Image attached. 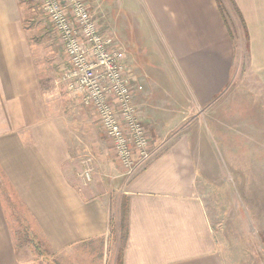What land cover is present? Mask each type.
Masks as SVG:
<instances>
[{
  "label": "crops",
  "instance_id": "0c3cea01",
  "mask_svg": "<svg viewBox=\"0 0 264 264\" xmlns=\"http://www.w3.org/2000/svg\"><path fill=\"white\" fill-rule=\"evenodd\" d=\"M111 1L91 0L92 9L109 28L111 7H123V38L113 33L127 70L142 86L133 103L153 152L126 177L109 144L116 172L104 181L92 171L91 184L84 186L74 176L83 165L78 168L62 120L45 101L49 92L25 33V4L0 0V264H47L35 261L29 248L20 251L19 221L56 257L86 241L107 242L124 200L121 264H227L198 186L200 175L215 171V146L225 159L242 157L244 143L257 151L253 143L264 137V0H233L257 87L244 84L234 68V41L216 0ZM162 60L176 72L167 73L185 79L182 100L157 77ZM68 94L89 110L107 141L93 110Z\"/></svg>",
  "mask_w": 264,
  "mask_h": 264
},
{
  "label": "rangeland",
  "instance_id": "374dc122",
  "mask_svg": "<svg viewBox=\"0 0 264 264\" xmlns=\"http://www.w3.org/2000/svg\"><path fill=\"white\" fill-rule=\"evenodd\" d=\"M114 1H111L112 5ZM219 1L227 28L234 41L236 51L234 68L240 71L242 76L240 79L244 81V84L257 87L254 76L248 68L245 38L240 20L229 0ZM23 2L27 9L23 22L27 28L25 33L29 40L28 44L30 43L29 48L40 74V82L45 91L49 92L45 101L52 114L56 115L58 120H62L61 127L76 152L75 162H80L81 166L79 165L78 168L82 165V168L88 166L91 173L96 171L100 174L101 180L107 181L110 173L116 172L109 143L101 136L102 133L94 123L89 110L72 100L61 81V72L65 67L62 45L41 11L38 0H23ZM111 9L114 10L110 11L109 16L115 19L113 22L109 20L108 26L122 39L125 12L119 5H113ZM117 12H120L121 18L117 17ZM116 18L121 24L115 21ZM158 64H161L164 70L159 69V73H156L161 84L182 100V94L185 92L183 87L186 91L188 87L185 79L183 80L179 73V77L167 73L166 70L170 67L166 61L162 60ZM172 67L171 69L175 72ZM161 72L164 73L162 76ZM178 84L181 87L180 90ZM260 91L262 93V90ZM262 139L260 142L256 140L253 143V146L259 148L257 151L251 149V142L244 143L243 147L246 148L242 152L243 156L236 158L226 157L225 159L215 146V159L219 161L214 165L216 172L200 175L203 185L198 186V191L208 209L216 241L227 264H264V148H261L264 146V140ZM81 171L82 169L79 171V177L76 172L74 176L82 185H90L91 182L84 184L81 181ZM15 227L20 251L25 252V248H29L35 261L47 264L58 262V260L116 264L119 246V229L116 225V229L110 234L107 242L98 240L83 242L76 245L74 252L66 254L65 257H56L46 252L30 234L23 221H19Z\"/></svg>",
  "mask_w": 264,
  "mask_h": 264
},
{
  "label": "built area",
  "instance_id": "2783aa9c",
  "mask_svg": "<svg viewBox=\"0 0 264 264\" xmlns=\"http://www.w3.org/2000/svg\"><path fill=\"white\" fill-rule=\"evenodd\" d=\"M38 2L62 45L65 89L93 110L124 176H132L153 151L133 103L142 86L124 64L120 39L99 23L91 0ZM80 178L84 184L90 181V167L82 169Z\"/></svg>",
  "mask_w": 264,
  "mask_h": 264
},
{
  "label": "trees",
  "instance_id": "16d2710c",
  "mask_svg": "<svg viewBox=\"0 0 264 264\" xmlns=\"http://www.w3.org/2000/svg\"><path fill=\"white\" fill-rule=\"evenodd\" d=\"M216 1L218 3V6H219L220 12L222 14V17L224 19V22L226 23V20H225L224 14H223V9L221 8V3L219 0H216ZM229 1H230L232 7L234 8V10H235V12H236V14L240 20V23H241L242 28H243V32L245 34V38H247V32H246L245 24H244V21L242 20L241 14H240L239 10L237 9V7L235 6L234 1L233 0H229ZM227 27H228V25H227ZM228 31H229V29H228ZM230 36H231V34H230ZM246 48H247V45H246ZM126 219H127V204L125 203V200H124V201H122V206H121L120 215H119V222H118L119 246H118V250H117L116 264H121V249H122L123 244L125 242V236H126V234H125L126 233Z\"/></svg>",
  "mask_w": 264,
  "mask_h": 264
}]
</instances>
